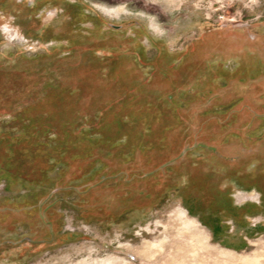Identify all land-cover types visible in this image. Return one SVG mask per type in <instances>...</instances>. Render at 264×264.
<instances>
[{
	"label": "rangeland",
	"instance_id": "obj_1",
	"mask_svg": "<svg viewBox=\"0 0 264 264\" xmlns=\"http://www.w3.org/2000/svg\"><path fill=\"white\" fill-rule=\"evenodd\" d=\"M3 4L0 87L9 84L10 94L19 97L10 102L13 109L33 99L22 98L25 90L16 88L17 83L22 81L20 87L25 85L32 94L47 79L55 82L57 78L77 94L74 100L65 96L60 108L71 105L91 112L101 101L109 105L127 96L126 107H131L134 117L158 123L165 118L154 116L155 109L162 108L168 93L205 87L203 61L210 59L215 75L228 69L234 77L225 87L214 88L207 100H194L179 110L180 119L188 124L180 133L184 140L178 138V130L167 133L164 140L170 150L150 154L148 164L164 158L177 162L184 147L204 141L234 159L228 163L229 170L246 174L260 186L245 191L224 176L225 169L212 173L207 182L190 184L188 193L198 197L208 212L204 196L217 203L218 191L224 189L237 205L245 206V212L251 211L232 217L222 209L216 223L208 212L202 215L203 221L196 210L189 212L175 192L161 202H150L139 200L137 194L126 199L94 185L78 211L70 203L59 202L56 189L50 190L48 184L40 186L23 174L14 180L0 177V240H4L0 264H264V201L260 195L264 192V121L253 115L264 112V94L259 91L264 75L256 76L255 70L264 59V0H9ZM138 46L144 55L135 50ZM86 50H95L99 58L116 55L113 68L94 55L86 59ZM53 53L61 59L52 64ZM164 53L172 65L182 62L172 70L175 83H168L152 66V60ZM144 57L152 59L149 64ZM245 67L255 77L240 82L239 71ZM237 98L242 102L230 113L205 114L212 106ZM6 99L0 97V102ZM13 111L0 110V119L9 118ZM228 121L232 123L225 124ZM249 131L262 134L261 140L252 143L246 136ZM231 132L236 134L220 143ZM110 165L120 168L116 163ZM131 165L144 167L142 156ZM83 166L71 165L65 182L75 179ZM189 171L198 170L189 167ZM43 192L46 195L38 200ZM26 200L36 204L25 206ZM132 202L135 206L127 204ZM178 212L186 216L180 218ZM196 231L200 240L189 236ZM58 232L62 234L53 237ZM49 233L52 236L44 240Z\"/></svg>",
	"mask_w": 264,
	"mask_h": 264
},
{
	"label": "flooded vegetation",
	"instance_id": "obj_2",
	"mask_svg": "<svg viewBox=\"0 0 264 264\" xmlns=\"http://www.w3.org/2000/svg\"><path fill=\"white\" fill-rule=\"evenodd\" d=\"M8 1L9 0H0V3L1 5H4L3 3L6 4ZM135 50H137L138 54L144 55V52L139 49V46L135 48ZM84 53L87 54L88 57L86 59H88L90 55L95 54V50H86L84 51ZM51 55V60H54L52 64L55 61L61 59V57H57L54 53ZM96 58L102 59L103 61L101 62L107 63L111 68H113L117 56H111L110 54L104 57L102 56V58L96 56ZM144 60H147V64H149V60L152 59L146 57ZM210 61V59H205L203 61L205 64V87L201 88L200 90L195 89L193 92L173 91L171 93H168L166 97H164L163 106L161 105L162 108L158 107L159 110L155 109L154 114V116L162 115L165 119L158 123H154L156 119L146 120L145 122H148V129H143V133H139V131H137L136 125L135 127H133V129L130 126L131 124L133 126V124L140 120L134 117V115H125L129 114V111H131V107H126L129 102L127 96H124L113 103L111 102V104L109 105L101 101L100 103H98L96 109L91 112L85 111L83 113L81 110H77L71 105H68V107H66L65 109L64 106L60 108L62 106V100L65 96H69L70 99L74 100L75 97H77V94L74 90L71 91L68 87L63 86L60 83L59 79H57L56 77H54L56 78L54 79L55 82L47 79V81H45L44 84L41 85V87H35L33 91L37 92V96L35 99H32L31 102L24 101L22 104H18V107L16 106L17 108L13 109L11 107L12 109L8 110L5 106H3V108H1L0 110L8 112H10L11 110L14 111L9 116V118L0 119V121L2 123L12 122L13 114L21 110H25V112L21 116L24 122H27L30 116L39 118L38 120L41 121H52L58 124L83 123L89 124L90 126L101 125L108 120L118 118L121 122L126 121L129 124L128 127L126 126L127 128H124L126 130V138H141L143 139L145 146L124 147L122 145L118 147L116 145L110 147L102 142H96L94 147H90V149L87 150L85 148L87 146L86 144L90 145L92 142L91 140L84 142L82 141V144H80L79 142L77 144H75V142L71 143V145L67 146V148H71L72 146L73 148H76L78 150L85 149L86 151H88L86 152L87 156L73 159L70 158L68 162L66 161L68 165V172L71 165H75L76 163H83L84 166L82 167V172L77 175L75 179L65 182L67 171L63 174L62 178L56 179L54 186L52 187L53 190L56 189V194H54L56 196V199L61 203L72 204L73 208L74 206L83 207L85 203L84 199L87 196V191L94 185H99L105 190H113L114 192L121 193L122 197H125L126 199H128L130 196L132 197L134 194H137L139 196V200H148L150 202H158L163 196L167 194L168 191H170L169 193H178L183 203L188 205L186 207L189 210L194 209L196 210L197 215L199 214L202 216L205 213L204 211L206 209L200 206L201 204L199 203L200 200L198 197H191L190 193H188L187 188L190 184H194L197 181L201 180L207 182V180L212 176V173H218L222 169H225L226 175L224 176H227L229 181L235 182L240 188H243L245 191H249L253 187L259 188V182H253V180L249 181L246 174L240 176V173H238L237 171L229 170V168L227 167L230 166V164L228 165V163H230V161H233L234 159L221 155L220 153H218V149L214 145H209L208 142L206 143L204 141H194V143H192L191 145H187L186 147H184L183 154L180 152L181 159L177 162L176 160L169 161L170 159L164 158V160H161L159 163H153V165L149 166L148 163H150V159L148 157H150V154L161 155L170 150L171 147H169L168 143L164 140V136H166V134L170 133L172 130H178V138H180V141L184 140V135H180V133L182 131L185 132L188 124L186 122L184 123L180 119L178 115L179 110H185L187 104L194 100H207V97L214 91V88L225 87L228 80L234 77V74H228V69L221 74L219 73L220 75H215V72H213L214 70H212L215 64ZM181 65L182 62L172 65L168 53L161 54L154 58V60H152V66L157 68L159 72H162L163 77L168 83L176 82L174 77H172V70L175 71V69L179 68ZM256 65V76L264 75V59L260 62V64ZM239 72H241L239 75L240 82H244L246 79L250 80L251 78L255 77L250 76V68L248 67H245L242 71ZM22 86L23 87L19 86L16 88H22V90H26V88H28L25 87V85ZM259 91L261 92V94H264V87H262V89H259ZM183 94H186V97ZM240 102H242L241 98H237L228 103H221L219 105L212 106L208 111H205V114L209 113L212 115H222L224 113H230L232 110L236 109ZM146 105L147 107H149L151 104L147 103ZM253 115H255L256 118H259V121H264V112H255ZM231 123L232 121H228L225 124L228 125ZM221 124H224V122L221 121ZM225 126L226 125H222V128H225ZM160 134L163 135L160 136ZM234 134L236 133L231 132L224 135V137L220 140V143L227 142L230 137L234 136ZM246 136L252 140V143L257 142L262 138V134H256L255 132L250 131L247 132ZM178 144L180 143H177V145ZM176 149L177 147L174 148V150ZM138 155L142 156L144 167L132 168L131 164H133ZM56 161L61 160L57 159ZM62 163H65V159ZM112 163H116L118 166H120V168H114L110 165ZM200 166H205L206 168H208L207 171L199 168ZM189 167H194V169L198 170L197 173H192V171H189ZM129 168H132L133 170H128ZM64 188H68V190L64 191ZM61 193L68 194L66 196H60ZM218 193L220 195V200L217 203H215L214 198L204 196L207 204H209L210 207L222 206L228 208L230 207V203L237 205L233 201L231 193L227 189L218 191ZM260 195L262 197V200L264 201V192H261ZM41 198H43V196H40L38 200ZM212 202H214L215 205L211 206ZM35 204L36 202L31 205L25 206L31 207ZM127 204H130L129 206H135L136 203L132 202ZM46 206L49 207L48 204H46ZM49 210L50 209L46 208L45 212H49ZM77 210L80 211L79 209ZM60 234L62 233H54L53 237L54 235L56 236ZM50 236H52V234L50 233L45 235L44 240H48ZM1 242L3 243L4 240H0V246L3 245Z\"/></svg>",
	"mask_w": 264,
	"mask_h": 264
},
{
	"label": "trees",
	"instance_id": "obj_3",
	"mask_svg": "<svg viewBox=\"0 0 264 264\" xmlns=\"http://www.w3.org/2000/svg\"><path fill=\"white\" fill-rule=\"evenodd\" d=\"M21 84L22 81L17 83L15 87H19ZM11 88L12 86H9V84L3 88L0 87V97H5V99L9 98V100H11L9 101L6 99L3 103L1 102L0 109L3 108V106H5L7 110L12 109L11 106H9L11 104L10 102L14 103L18 101L19 97H14V94H10ZM24 96L26 99L30 96L35 99L37 92L34 91L30 94V91L25 90L22 98H24ZM24 112L25 110L15 112L13 114L12 122H4L0 125V147H3L1 150L2 160L0 163V177L5 180H14L15 178H18V175L23 174L26 178L35 181L40 186L48 184L51 190L56 179L62 178L63 174L67 171V162L70 158L73 159L87 156L86 152L88 151L85 149L78 150L72 146L71 148H67V146L74 142L75 144L78 142L82 144V141L91 140L92 142L90 145L86 144L87 146L85 148L87 150H89L90 147H94L96 142H102L110 147L116 145L118 147L122 145L124 147L145 146L143 139L141 138H126L127 135L124 128H127L129 124L126 121L121 122L119 118L108 120L101 125L91 126L83 123L58 124L52 121H41L38 120L39 118L31 116L28 118L27 122H24L21 118ZM125 115L130 116L133 115V113L132 111H129V114ZM11 125L16 127L15 131H13L14 129ZM135 125L139 133H143V129H148V122L145 121H138L133 124V126L132 124L130 126L133 129ZM57 159H60L61 161H56ZM64 159L65 163H62ZM8 187L9 186L6 185V188ZM169 192L170 191H168L161 200L165 199ZM175 194L178 193L175 192ZM45 195L44 192L40 194V196ZM159 202L161 201L159 200ZM33 203L34 201L26 200L23 204L31 205ZM229 205L230 207L228 208L221 206L209 207V212L206 210L204 212L205 214L208 212L210 216L215 217L214 222L216 223L220 220V211H222V209L229 212L232 217H236L235 214L238 215L241 212H245L244 205H235L233 203H230ZM79 208L81 207L74 206L75 210ZM193 210L194 209H191L189 212H193ZM247 212L251 211H246L245 213ZM201 219L203 221L204 217L202 216Z\"/></svg>",
	"mask_w": 264,
	"mask_h": 264
},
{
	"label": "bare ground",
	"instance_id": "obj_4",
	"mask_svg": "<svg viewBox=\"0 0 264 264\" xmlns=\"http://www.w3.org/2000/svg\"><path fill=\"white\" fill-rule=\"evenodd\" d=\"M178 214H179V216H180V218H183V217H185L186 215H185V213L184 212H178ZM186 222L188 223V219L186 220ZM188 224H190L191 226H193L194 228H197V227H199V226H197L194 222H192L191 220H189V223ZM199 234H200V232L199 231H196L195 233H189V236L191 237L192 236V238H193V236H195L196 238H197V240H200L199 239ZM196 240V241H197ZM203 242V241H202ZM201 245V244H200Z\"/></svg>",
	"mask_w": 264,
	"mask_h": 264
},
{
	"label": "water",
	"instance_id": "obj_5",
	"mask_svg": "<svg viewBox=\"0 0 264 264\" xmlns=\"http://www.w3.org/2000/svg\"><path fill=\"white\" fill-rule=\"evenodd\" d=\"M71 235H72V236H75V233H72Z\"/></svg>",
	"mask_w": 264,
	"mask_h": 264
}]
</instances>
